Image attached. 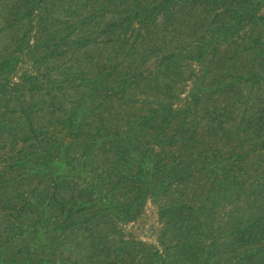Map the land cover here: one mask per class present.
I'll return each mask as SVG.
<instances>
[{
    "label": "trees",
    "instance_id": "16d2710c",
    "mask_svg": "<svg viewBox=\"0 0 264 264\" xmlns=\"http://www.w3.org/2000/svg\"><path fill=\"white\" fill-rule=\"evenodd\" d=\"M46 4L31 1L13 19L27 24L39 42L26 51L29 70L12 82L16 64L0 62V264H79L63 258L66 249L58 252L53 240H82L90 252L138 257L136 264H170V248H184L182 264L194 249L204 250V264H222L226 245L207 242L202 231L222 203L246 198L248 153L243 143H207L197 150L198 138L173 123L207 93L236 86L204 84L206 77H219L224 50L253 53L252 80L264 71V0H80L79 13L40 38ZM100 45L111 49V60L85 53ZM151 57L158 58L149 63ZM63 60L58 78L47 66ZM194 64L202 72L184 79L182 69ZM189 79L179 106L163 96ZM24 90L43 91L51 100L27 104ZM66 92L64 102L53 101ZM11 115L27 124L13 125ZM38 115L42 122L32 119ZM54 116L57 121L50 120ZM206 172L214 178L207 175L191 194ZM148 203L164 226L184 223L191 237L200 233L198 239L159 248L124 238L125 226L137 222ZM259 221L226 223L231 260L264 264ZM108 232L121 237L117 247L106 241ZM17 240L25 243L12 249Z\"/></svg>",
    "mask_w": 264,
    "mask_h": 264
},
{
    "label": "rangeland",
    "instance_id": "374dc122",
    "mask_svg": "<svg viewBox=\"0 0 264 264\" xmlns=\"http://www.w3.org/2000/svg\"><path fill=\"white\" fill-rule=\"evenodd\" d=\"M31 1L35 0H2L0 2V62L11 61V66L16 64L15 73L12 76V82L19 81V77L22 72L29 70V64H31L30 57L25 54L28 51V46L37 44V40L33 39V35L29 34V26L25 23L14 22V16L21 12ZM80 0H47V15L43 16V24L40 28V38L48 37L52 35V30L55 28H61L66 24V21L75 16L77 13V6ZM76 5V6H75ZM126 11L117 12V14H124ZM116 14V15H117ZM115 15V16H116ZM48 17L54 18L53 25L51 20H47ZM115 18V17H114ZM9 23V24H6ZM100 28V25L96 27V30ZM38 34V36H39ZM102 37H98L97 40L101 41ZM97 41V42H98ZM92 47L88 50L89 57H95L97 61L105 60L110 56V48ZM39 47V46H38ZM48 53H51V48ZM86 57V56H85ZM88 57V58H89ZM85 58V62L89 61ZM156 58L151 57L149 63L156 62ZM111 60V57H110ZM219 65L216 68V72L220 73L219 77L215 78L212 82L210 77H206L205 86L209 89H216L219 85L225 86L226 84H233L230 90H226L223 94L218 92H210L203 96V99L194 108L193 106L188 109L191 113L188 115L179 114L174 119V127L182 129L185 135L193 134L198 138L195 139L197 150H200V145L203 144H238L243 143L242 148L247 151L248 159L247 169L252 179L251 186L246 189V198L237 200L236 204L224 202L217 208V214L213 219L205 224L203 234L207 237L206 241L217 240V244L226 245L221 254L222 264H260L259 259L255 261H237L231 260L235 253L230 245V240H233L230 236H225L226 223L235 224L238 226H245L252 224L257 219H260L259 223L263 222L264 215V127H263V109H264V71L260 69L256 71V78L252 80L251 70L253 67V53L248 54H235L234 47L224 50L219 57ZM166 63V62H164ZM182 65V63H181ZM59 66H65V61H51L47 66L51 73L58 75L57 69ZM255 69H256V65ZM203 69V68H202ZM198 65L188 66L185 65L183 71V78H188L189 75L194 73V78H198V74L202 72ZM243 76L241 79L238 76ZM225 77L222 78V77ZM60 78V75H58ZM18 79V80H17ZM251 79V80H250ZM190 79L186 82H181V87L175 92L163 93L169 102H172L174 106H179L189 93ZM23 89L27 84L22 85ZM143 93L147 92L145 88ZM25 98V102L29 104L34 101L48 102L50 95L43 91H31L27 92L19 91ZM69 93L66 92L62 95H56L55 103L57 101L64 102L66 96ZM171 99H168L170 98ZM177 96L179 98L177 99ZM181 98V99H180ZM10 108H17V105L10 104ZM193 110V111H192ZM8 115V114H7ZM48 116L51 114L48 112ZM11 122L13 125L27 124L24 118H19L16 115H11ZM46 116V118H48ZM57 116L50 118L51 121H57ZM7 119L9 118L6 117ZM42 116H33L32 119L42 122ZM40 119V120H39ZM181 124V127H180ZM220 126V127H219ZM180 129V130H181ZM216 129V131H215ZM201 163V162H200ZM198 163V164H200ZM209 175L210 181L214 178V174L206 172L200 176V180L195 182L192 189L189 190L191 194L198 192L201 186L206 182V177ZM204 178V180H202ZM203 181V183L201 182ZM206 183L205 186H209ZM226 186V185H224ZM222 193L223 191L220 190ZM207 192L203 194L206 196ZM244 196V197H245ZM201 198V197H200ZM202 199V198H201ZM228 203V204H225ZM223 205V206H222ZM174 224V225H172ZM164 224L158 219L155 206L152 203H148L142 217L134 224L126 225L123 229V237L127 239H134L129 241L143 242L155 247L161 248L173 246L176 242H186L188 240H197L200 233H195L192 237L187 232V229L183 227L184 223L180 224ZM261 226H264L261 223ZM184 228V229H183ZM221 234V235H220ZM106 240L109 245H118L120 236H112L107 233ZM162 241V243H161ZM25 243L24 240H17L12 249L20 248ZM54 244L59 245L58 252L65 250L63 258H67L68 261L78 260L79 264H136L138 257L120 256L115 258L113 255H105L100 252H90L82 240H53ZM79 243L83 244L78 245ZM216 244V245H217ZM237 251L239 250L238 247ZM172 256L170 258V264H182L183 259H180L184 248L176 251L175 249H169ZM206 253L204 250H193L189 254V258L186 260V264H204ZM141 264H155L146 259Z\"/></svg>",
    "mask_w": 264,
    "mask_h": 264
}]
</instances>
